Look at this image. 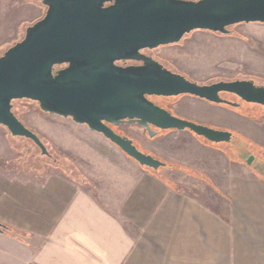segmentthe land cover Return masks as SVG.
<instances>
[{"label":"crops","instance_id":"crops-1","mask_svg":"<svg viewBox=\"0 0 264 264\" xmlns=\"http://www.w3.org/2000/svg\"><path fill=\"white\" fill-rule=\"evenodd\" d=\"M235 31L240 60L262 62L264 23ZM209 112L178 115L230 131ZM170 131L151 154L176 166H142L95 138L107 150L88 149L74 172L0 170V222L13 230L0 232V264H264V163L233 156V141Z\"/></svg>","mask_w":264,"mask_h":264},{"label":"water","instance_id":"water-1","mask_svg":"<svg viewBox=\"0 0 264 264\" xmlns=\"http://www.w3.org/2000/svg\"><path fill=\"white\" fill-rule=\"evenodd\" d=\"M42 18L0 55V124L13 136L31 139L50 155L38 134L13 111V101L38 102L44 112L70 117L101 133L140 165L166 163L140 150L113 126L138 124L150 136L189 130L214 143L232 132L176 114L151 96L192 95L237 107L221 93L264 105V86L251 79L200 84L173 72L142 50L178 43L194 30L227 34L239 23H264V0H43ZM134 60L139 65H119ZM254 156H250V165ZM3 225L0 222V232Z\"/></svg>","mask_w":264,"mask_h":264},{"label":"rangeland","instance_id":"rangeland-1","mask_svg":"<svg viewBox=\"0 0 264 264\" xmlns=\"http://www.w3.org/2000/svg\"><path fill=\"white\" fill-rule=\"evenodd\" d=\"M46 9L43 0L0 2V55L22 40L26 28L42 18ZM228 29L227 34L194 30L186 34L178 43L148 49L146 52L173 72L180 73L200 84H210L221 80L251 79L256 85L264 86V60L258 64L241 61L235 54V46L231 41L236 35V25ZM253 44H256L254 40H249V45ZM259 51H262L264 59V49ZM223 96L240 105L233 107L216 104L192 95L154 96L152 99L156 104L170 109L176 115L187 114L190 109L198 113H203L205 110L213 112H209V116L232 126L228 127L231 132L233 131L232 143L237 144L234 145L233 156H242L246 164L249 157L254 156L249 166L256 167L263 164L264 105L245 102L232 93L224 92ZM13 111L28 128L39 135L50 155L43 154L31 139L13 136L7 128L1 127L0 170L21 174L46 175L56 171L68 174L78 168L77 164L80 160L86 159L88 149L107 150L101 146V139H95L105 138L102 134L91 130L87 125L75 122L70 117L45 113L36 101L15 100ZM240 111L249 115L246 119L248 137H244L236 128L233 130V126L238 124L233 117ZM116 131L132 138L136 146L147 154L158 155L161 141L167 139L150 136L147 130L138 124L125 123L116 127ZM177 134L179 133L170 130L160 132V135L166 136H177ZM201 140L207 142L204 138ZM154 157L165 161L168 166H176L160 156Z\"/></svg>","mask_w":264,"mask_h":264},{"label":"flooded vegetation","instance_id":"flooded-vegetation-1","mask_svg":"<svg viewBox=\"0 0 264 264\" xmlns=\"http://www.w3.org/2000/svg\"><path fill=\"white\" fill-rule=\"evenodd\" d=\"M148 49H145V50H142V52L144 53V54H146V55H148V56H150V57H152V58H154L153 56H151L150 54H148L146 51H147ZM155 59V58H154ZM157 60V59H156ZM157 61H159V60H157ZM160 62V61H159ZM142 62H140V61H134V60H126V61H119L118 62V64L119 65H123V66H127V65H139V64H141ZM160 63H162V62H160ZM163 64V63H162ZM164 65V64H163ZM165 66V65H164ZM166 67V66H165ZM167 68V67H166ZM169 69V68H168ZM171 70V69H170ZM172 71V70H171ZM184 95H187V94H184ZM221 96L222 97H224L223 96V93H221ZM154 96H151L150 97V99H152ZM225 98V97H224ZM153 100V99H152ZM155 102V101H154ZM161 106V105H160ZM164 108H166V107H164ZM166 109H168V108H166ZM170 112H172L170 109H168ZM173 113V112H172ZM174 114V113H173ZM125 124V123H124ZM113 128L116 130V126H113ZM152 129H154V130H157V134L156 135H154L153 137H156V136H158L159 134H160V132L162 131L161 129H157L156 127H153L152 126ZM167 131V130H166ZM148 132V131H147ZM233 134V133H232ZM196 135V134H195ZM198 136V135H197ZM152 137V138H153ZM198 137H201V136H198ZM233 137H234V135H232V139H231V141L233 140ZM201 138H204V137H201ZM205 139V138H204ZM207 142H211V141H208L207 139H205ZM230 141V142H231ZM212 143H214V142H212Z\"/></svg>","mask_w":264,"mask_h":264},{"label":"trees","instance_id":"trees-1","mask_svg":"<svg viewBox=\"0 0 264 264\" xmlns=\"http://www.w3.org/2000/svg\"><path fill=\"white\" fill-rule=\"evenodd\" d=\"M14 102V101H13ZM3 225V231H13L11 228H9L7 225L2 224Z\"/></svg>","mask_w":264,"mask_h":264}]
</instances>
